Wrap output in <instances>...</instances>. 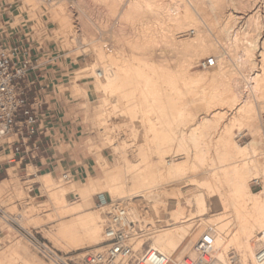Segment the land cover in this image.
I'll return each mask as SVG.
<instances>
[{"label":"bare ground","instance_id":"obj_1","mask_svg":"<svg viewBox=\"0 0 264 264\" xmlns=\"http://www.w3.org/2000/svg\"><path fill=\"white\" fill-rule=\"evenodd\" d=\"M23 1V7H29L31 15L37 14L34 17L43 13L52 18L56 24L54 36H63L65 47L89 41L88 46L102 64L98 63V67L95 63L76 70L73 81L94 79L92 86L104 95L98 104L104 108L115 99L112 112L120 110L123 117L124 114L130 116V124L134 119L140 120L142 131L139 132L134 125L137 129H129L132 133L129 134L134 139L142 136L146 147L142 161L133 163L131 160L136 157L137 151H129V140L117 143L116 136L110 133L113 126L106 128L109 123L101 113L97 124L104 130L102 144L105 149L111 148L120 153L117 165L111 166L107 159L102 161L100 146L91 147L97 154L96 165L101 175L91 172L82 183L69 179L70 182L66 183L64 178L57 181L52 174L33 181L47 190L49 199L46 205L34 207L33 212L54 208L47 220H56L57 224L49 229V237L65 250H83L86 246L102 244L113 207L121 204L126 208L130 221L139 223L133 234L136 248L150 242L153 250L165 256V264L199 263L195 245L206 237L211 240L210 252L214 264H232L229 257L231 250L239 264H256V254L264 247V133L259 121L264 112V0H228L229 4H236L239 11L222 14L217 5L224 0H187V6L178 0H175L179 3L174 6H164L159 2L162 0H129L124 7L125 20L142 16L148 11L151 16L157 13L159 19L153 17L151 21H158L152 22L159 26H156V32L160 33L158 38L162 39L159 40L163 45L154 37L155 32L153 35L150 27L152 23H143L140 33L127 41L130 53L121 52L118 55L108 54L104 42L103 46L97 38H83L77 34L69 2L78 1ZM104 1L111 5L122 3V0ZM261 1L263 4H260ZM208 5L214 13L212 21L206 11L208 19L202 18ZM17 10L20 15L13 17L19 20L22 11L21 8ZM16 23L12 25L8 21L6 27L3 24L2 33L10 34ZM87 24L84 28L88 33ZM170 24L177 30L175 32L190 31L194 37L177 40ZM155 43L160 48L167 45L168 50L171 48L170 52L182 55H178V59L176 54L173 57L170 52V55L167 53L178 59V62L174 60L177 63L173 64L177 65L175 70L167 64L172 58L165 53L154 52ZM208 53L215 56L216 66L210 71L204 69L206 71L188 75L196 61ZM202 80L208 85L197 91ZM74 88L87 94L88 88L77 84ZM195 104L202 107V112L205 111L200 121L196 120L199 114L195 113L198 112L192 108ZM261 119L263 125V116ZM246 129L250 130L252 141L242 146L235 138V131L243 136L241 131ZM171 155L175 156L168 160ZM3 160L0 158V162ZM10 174L11 182H16L18 175L13 171ZM29 174H34L32 167ZM190 175L205 178L201 181L190 178L189 181ZM253 179L260 182L261 191L252 190L250 182ZM9 182L0 183V194ZM190 184L201 189L199 192L203 196V201L194 198L195 213L190 210L193 199H190ZM70 193H74L78 200L67 201L66 196ZM105 193L109 194L113 203L107 205L103 196ZM99 195L103 201L100 206L94 202V197ZM106 206L111 208L105 210ZM213 207L217 210L211 211ZM161 209H164V216L159 220L152 218V215H159ZM7 220L15 221L10 217ZM19 251H22L21 248ZM18 257L17 249H9L0 253V264L19 262L16 261ZM30 257L31 264H46L36 254ZM121 264L129 263L123 261Z\"/></svg>","mask_w":264,"mask_h":264},{"label":"rangeland","instance_id":"obj_2","mask_svg":"<svg viewBox=\"0 0 264 264\" xmlns=\"http://www.w3.org/2000/svg\"><path fill=\"white\" fill-rule=\"evenodd\" d=\"M76 1H78V3L69 2V4L72 5L71 10L73 13L72 16H74L73 17L74 18L73 27L75 26V31L77 32L79 36L83 38H85V36H88V38L90 39L97 38L101 44L104 42L103 44H105V46L107 47V48L105 47V50L107 53L110 52L113 55H118L121 52L130 53L131 49L128 47L127 41L134 39L135 35H138L140 33L141 29L139 30V28L142 27L143 23L150 25V22H151L153 26L150 25V27H152L151 29L153 30V35L155 32L154 37L156 36L157 41L159 39L162 40L161 38H158L160 33L156 32L158 31L157 27H159L157 25L158 21H155L154 19L152 20V21L157 22L156 24L151 21L153 17L154 18L160 17L159 15H157V13L154 12L156 15L153 14V16H151L149 14L150 11H148L149 13L146 11L148 15L150 16H148L147 13H145L142 16L133 18L135 19L134 20L135 22L131 21L133 19L125 20V17H124L125 8L124 7H126V4H128L129 0H122L121 1L122 3L117 2L119 4L116 3L113 5L109 4L110 2L108 3L105 1L103 2V0H86V1L76 0ZM162 1H159V2H161L162 5L164 6L165 4H167V6L168 4L169 6H172V5L174 6L176 3H179L182 1H183L182 5L187 6L186 4L187 0H181V1L178 0L179 2L175 0H162ZM227 1L228 0H224L222 4L217 5L219 12L221 14L226 13L228 11L233 12V13L239 11L236 8V4L231 5L229 4V1L228 2ZM22 2L24 1L23 0H0V27L2 28L3 24L6 27V24L8 23V21L11 22L12 25L13 23L17 22L16 23L17 25H14V27L12 26V30L10 31V34L5 33L4 37L7 39V37L12 36L14 40H18L19 42L23 41L24 44H26L27 47L30 48L32 54L37 55L41 61L47 62L48 65L45 68V71L46 70L50 71L52 74H54V77H55L53 87L49 89V91L53 92L52 97L50 99L51 100L53 99L54 103L57 104L59 108L58 110L61 113L72 114L73 118L75 119V123L80 126V129L83 133V138L85 139L84 147L88 150L89 155L95 159V171L97 172L98 176L101 175V172L96 165L97 154H95V152L90 149L91 147L100 146L101 147L100 151L102 150L100 154L101 156H103L102 161L107 159L108 163L111 166H116L119 161V157H120L119 152H115L111 148L105 149V147L102 144L103 143L102 135H103L104 130H101V126L98 125L99 123L97 120V117L101 113H103L104 118L107 119L106 123H109L106 125L107 126L111 125L110 127L106 126V128L110 129L113 126V128L110 129V133L113 136H116L117 143L121 144L125 142L126 140L127 141L129 140L131 143L129 144L130 146L128 147L130 148L129 151L131 153L137 151L135 155L136 157L132 158L131 161H133V163H140V161H142V157H144L143 150L146 149L143 138L142 136H138V138L136 137V139H134L135 137L133 136L132 138L130 135L132 133H130L131 131H129V129L131 130L133 129V127L136 128L135 126H137L138 129L137 128L136 129L139 132L142 131V128L140 126V120L137 121L136 119H134L138 122L137 123L136 121L134 122V120L130 118V121L132 120L131 121L132 124H130L129 118H128L130 116H127L126 114H124V117H123V113L120 110L119 112L117 110L116 113L112 112L111 111V109L113 108L112 102L115 99H112V102H109L108 105L104 108L102 107V105L98 104L100 102V99L104 95L101 92H97L92 86L94 79L85 78L77 82L73 81V77H74L73 74L75 73L76 70L84 68L86 66H90L95 63L102 64L100 61H98V55L92 51L91 47L88 46L89 41L88 40L84 41L82 45H77V46L73 45L72 47L71 46L65 47L63 45V41L65 40L63 36L58 35L62 39H60L57 36H54L55 34L54 32L56 30L55 29L56 24L54 21H52V18H50L48 14L46 15L43 13L42 14L40 13L37 17H34V15L36 16L37 14L31 15L32 13L30 14L29 7L27 8H25L26 6L23 7L25 3L22 4ZM159 2L158 4H161ZM236 2H237V6H239L238 1ZM74 4L75 6H73ZM260 4H263V2ZM207 7L205 9L203 7L204 9L203 11L205 14L204 13H203L204 15L202 14V18L205 17L206 19H208L206 17L208 13L209 16L211 17L209 19L210 21H212L214 19V13L212 12V9L210 6L208 8ZM19 8H21L20 11H22V17L19 20H16L13 16L20 15V12L17 10ZM1 11H3L4 13V15L2 16H1ZM120 14L123 15L124 19ZM39 18L42 20L41 22ZM142 18L144 21L142 20ZM32 19H34L36 22L32 21ZM147 21H149V23ZM206 21H209V20H206ZM141 22L142 24L140 25ZM25 23H28V24L25 25ZM38 23L39 24L41 23V24L39 25ZM85 23L89 24V25L87 24V26L89 27L88 33L86 32V29L84 28V25H86ZM171 24L173 25V23ZM171 24H170L171 28L173 27L171 31L172 32L177 31L176 29L174 30L175 27L172 26ZM136 29L139 31H136ZM1 30H3L4 32V28H2ZM185 32L186 31H183V32L180 31L178 33L175 32L174 38H176L177 40L178 39L183 40L185 38L194 37V34L192 32L190 31L186 33ZM102 38L104 39V41H100L102 40ZM159 41L158 43L160 45L161 44L163 45V42L161 41L159 42ZM156 43L154 44V52H156V54L162 52V53H165L166 55L168 54L170 55L171 53V56L173 57L177 55L176 57L178 59L182 56L181 54H176L173 51L170 52L171 48L170 50H168L167 45H164L163 47L161 46L164 49L163 50L162 48H160V45ZM165 46L167 50L164 48ZM174 54L176 55L174 56ZM178 55H180V57H178ZM173 57H170L173 60L171 59L167 63L169 66H173V64H177L176 62H174L176 58L174 59ZM212 57H215L212 53H208L204 55L203 57H200V59L196 61L195 63L196 65L190 68V70L188 71V75H195L196 73H201V72L206 71L200 67V64L204 60L208 58H212ZM178 59L176 60L177 62H178ZM99 64H98V67H100ZM174 66H177V65H174ZM174 66H173V69H174ZM210 70L211 69H209L208 71ZM76 84L79 87L88 88L87 94H85L84 91L75 90L74 87L76 86ZM207 85L208 83L202 80L201 82H199V85L197 86V91H201L203 88H206ZM195 105L192 108H194L193 110H195V112H198V113H195L196 115L199 114L196 116V120L200 121L203 118L205 111L202 112L203 111L202 107L200 108L199 104H195ZM197 106H199V109L201 112L198 111L199 109ZM107 110L110 112H107ZM262 116H264V112H262L259 118V121L261 120L260 125L262 128V133H264L262 119H261ZM241 132H244L243 136H239V133L237 134V132L235 131V138L240 145L246 146L248 143L252 141V135L249 129L242 130ZM129 138H131V140ZM14 140H16V137L13 136L6 140L0 141V145H2L6 151L4 152L3 149H0V155L14 157L12 152L10 153L7 152L8 148H10ZM151 147L156 148V145H152ZM174 156L171 155V157H169L168 160H171ZM154 158H156V156H154ZM6 162H9V161H6ZM11 166H14V164ZM17 168H18L17 172L19 174L17 181L11 182L12 181V176H11L10 180H8L10 182L3 186L4 190L0 194V253H6L7 250L9 249H17L19 257L16 261H19V262H15L12 264H31L32 263L31 261L32 258L30 257L31 254L38 255L39 259L44 261L46 264H51V263L55 264L51 262L50 260H48L47 258H45L32 244V238H35L36 240L42 243H46L47 245L55 249L57 252H59V254L64 256L69 261L70 264H82L81 260L85 257V255L99 249L102 246V244H99L97 246H86V248L83 250H76V249L65 250L63 246L61 245L62 246L61 247L54 238L49 237L50 236L48 235L49 229L54 228V226L57 224L56 220L55 221L52 220L53 222L47 220V218L53 214L54 208L48 207L46 209H40L38 212H35V213L33 212L34 207H39L40 205H46V203L49 200L48 192L47 190L42 188L41 184L34 183L33 180H30V179H36V176L29 178L26 175V172H23L22 170H20L19 167ZM65 174L69 176L67 177L60 176L57 178L55 177L56 180L60 181L61 178H64L67 180L66 183L70 182V181L68 182V179L74 180L73 177H71L69 173H65ZM36 175H41L40 173H37V169H36ZM8 178H9V174L7 173L5 176H3L0 182ZM190 178L192 181H201L205 178V176H202V175L191 176L190 175L188 180ZM77 182L82 183L83 181H77ZM194 185L195 184H192L191 186H189L190 190H192L191 191L192 193H190V199L193 198L191 200L192 207L190 208V210L193 213L196 212L195 205L193 204L194 198H198L199 201H203L202 192H199L201 191V189L196 188L197 186H194ZM250 185L254 192H259L262 189L260 182L258 180H255V179L251 180ZM103 196L106 199V202L108 203L107 205H109L111 202L113 203L112 201L113 199L109 196V194L105 193ZM66 199L69 202H75L78 200L77 196L74 193L67 194ZM94 202L98 206L102 204L101 201L98 199V196L94 197ZM193 205H194L195 210L192 209ZM110 208L111 207L106 206L105 210H109ZM212 210L215 211L217 209L213 207L211 208V211ZM164 214H165L164 209H161L160 214L156 216L152 215V218H154L155 220H159L160 217L164 216ZM7 217L14 219L16 222L7 220ZM6 221H9V222H6ZM138 225L139 223L135 224V227H137ZM9 227H11V230H9ZM18 241L19 242L21 241V242L19 243ZM17 246L19 247L17 248ZM24 247L26 248L27 251L25 250ZM149 247H151L150 242H147L145 246L142 247V249H147ZM19 248H21L24 254L22 251H19ZM23 256L25 257V260H23L24 262L22 261V259H24ZM231 256H236L233 250L229 251V257Z\"/></svg>","mask_w":264,"mask_h":264},{"label":"built area","instance_id":"obj_3","mask_svg":"<svg viewBox=\"0 0 264 264\" xmlns=\"http://www.w3.org/2000/svg\"><path fill=\"white\" fill-rule=\"evenodd\" d=\"M4 38L0 28V141L16 137L10 148L27 156L30 152L40 150L37 143L29 145V138L34 136L39 128L40 109L44 106L39 98L50 88L44 74L48 64L32 54L23 41L5 45ZM215 66L216 59L213 57L200 64L202 69ZM0 149L5 150L2 145ZM100 201L103 203L102 199ZM134 229L135 224L130 221L126 208L121 204H115L106 223L102 246L88 253L81 260L82 264H121L123 261L129 264H165V256L151 247L136 248ZM32 244L51 262L70 264L64 256L46 243L32 238ZM210 246L211 240L208 237L197 242L195 250L200 257L199 263L193 261L186 263L214 264ZM231 258L232 264H239L235 256ZM255 263L264 264V247L256 254Z\"/></svg>","mask_w":264,"mask_h":264},{"label":"crops","instance_id":"obj_4","mask_svg":"<svg viewBox=\"0 0 264 264\" xmlns=\"http://www.w3.org/2000/svg\"><path fill=\"white\" fill-rule=\"evenodd\" d=\"M4 41L7 45L15 44L18 40L7 37V39L4 38ZM44 74L50 88L53 87L54 74L47 70ZM49 89L39 98L44 106L40 109L38 132L29 138V145L37 143L40 150L24 156L22 153H16L14 148H8L7 152H12L14 157L0 155L1 159H5L0 162V180L7 173L9 178L4 181L10 180V171L19 176L17 167L26 172L29 178L36 176V179H30L33 181L45 174H52L57 178L64 176L65 173H69L75 181H85L89 173H95V159L89 155L88 150L84 147L85 139L80 126L75 123L72 114H64L58 110L57 104L54 103L53 99H50L53 92ZM21 148L23 150V147ZM4 152L6 151L4 150ZM13 164L14 166H11ZM30 167L34 169V174L28 175ZM36 169L37 173L41 175H36ZM98 199L100 200L101 197L98 196Z\"/></svg>","mask_w":264,"mask_h":264}]
</instances>
